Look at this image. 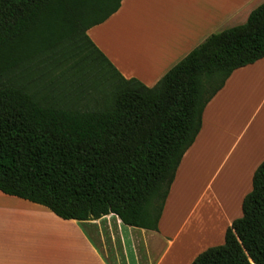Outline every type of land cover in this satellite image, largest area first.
Instances as JSON below:
<instances>
[{
  "label": "trees",
  "instance_id": "16d2710c",
  "mask_svg": "<svg viewBox=\"0 0 264 264\" xmlns=\"http://www.w3.org/2000/svg\"><path fill=\"white\" fill-rule=\"evenodd\" d=\"M123 0H0V190L65 219L114 213L159 230L203 112L237 68L264 58V1L208 36L153 86L88 34ZM225 242L191 264H264V160Z\"/></svg>",
  "mask_w": 264,
  "mask_h": 264
},
{
  "label": "crops",
  "instance_id": "0c3cea01",
  "mask_svg": "<svg viewBox=\"0 0 264 264\" xmlns=\"http://www.w3.org/2000/svg\"><path fill=\"white\" fill-rule=\"evenodd\" d=\"M263 1L123 0L88 34L125 77L153 86L208 36L245 23ZM263 82L261 58L234 70L207 104L201 130L177 169L159 230L127 225L114 213L65 219L0 190V264H171L167 260L179 263L192 254L186 263L191 264L204 250L223 244L264 160V90L246 112ZM203 202L213 209L209 232L198 220L191 234L184 232ZM184 205H191L190 211L177 220Z\"/></svg>",
  "mask_w": 264,
  "mask_h": 264
},
{
  "label": "rangeland",
  "instance_id": "374dc122",
  "mask_svg": "<svg viewBox=\"0 0 264 264\" xmlns=\"http://www.w3.org/2000/svg\"><path fill=\"white\" fill-rule=\"evenodd\" d=\"M121 49H123V47H121ZM253 78H249L247 81H251ZM263 90H264V82H263V85H262L260 91L259 92L256 91V93L252 96V102L247 105L246 112L249 110V108H251V106L253 104H255V103H257L259 101V99L263 95ZM261 118H262V120L264 122V109L261 112ZM259 119H260V116H259ZM263 129H264V124H263ZM204 204H205V202L202 203V205L200 206L198 211L195 213V215H193L192 220L190 221V223L188 222V224L185 226L184 232H186L188 234H191V232L194 231L193 225H194V223L197 220H198V224H200L201 226H204V230L206 232H209L208 229H210V226H212V223H213V215H212L213 214V209H211L209 207L208 208L203 207ZM185 205L183 206V208L184 207L185 208L179 213V216H178L177 220H179L181 218L183 220L187 216V214L189 213L191 205H189V206H185ZM199 214H201V219L200 218L198 219ZM209 238L210 237H208V240H209ZM217 241L218 240H216V239H211V242H217ZM191 255L192 254H190L185 260H181L179 263H178V261H172V260H167V262H169L171 264H181V263L182 264H186L187 261L189 260V258L191 257Z\"/></svg>",
  "mask_w": 264,
  "mask_h": 264
}]
</instances>
